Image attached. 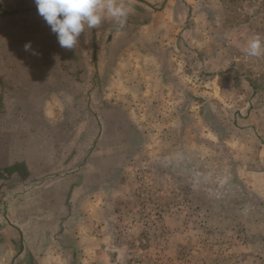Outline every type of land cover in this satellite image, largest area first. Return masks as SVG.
<instances>
[{
    "label": "rangeland",
    "instance_id": "1",
    "mask_svg": "<svg viewBox=\"0 0 264 264\" xmlns=\"http://www.w3.org/2000/svg\"><path fill=\"white\" fill-rule=\"evenodd\" d=\"M188 6L180 30L105 17L68 50L0 0V226L32 201L74 216L0 264H264V56L244 54L264 0Z\"/></svg>",
    "mask_w": 264,
    "mask_h": 264
},
{
    "label": "crops",
    "instance_id": "2",
    "mask_svg": "<svg viewBox=\"0 0 264 264\" xmlns=\"http://www.w3.org/2000/svg\"><path fill=\"white\" fill-rule=\"evenodd\" d=\"M127 3L132 5L134 11L132 12V16H128L127 25H132L133 28H160L163 31H168V29H182L185 26V22L188 19V15L190 13V8L188 6V0H125ZM131 1L133 3H131ZM140 4V5H137ZM184 17L182 20L181 17ZM162 17L163 19H160ZM178 30V31H179ZM175 32V31H174ZM177 34V32H176ZM177 37V36H176ZM176 37L170 39V42H176ZM6 41V40H4ZM161 41V40H159ZM1 44V41H0ZM5 44V42L3 43ZM2 53H0V61L3 62ZM22 72V71H21ZM7 69L5 67L0 68V75H6ZM18 73V72H17ZM17 77V74H15ZM6 77V76H5ZM15 91L18 90L17 85H12ZM10 90L12 88L8 86ZM3 157L4 161L6 158V154L0 151V158ZM23 184V183H22ZM33 185V183H31ZM16 185V184H15ZM16 188L19 186H15ZM11 195V201L21 204V198L18 197V194ZM13 196L14 199H13ZM30 199H28L29 201ZM48 202V199H46ZM24 203V202H23ZM30 207V211H25L23 207L18 208L16 205L9 207L6 209L7 214L4 218V223L0 226V249L4 251L13 252L14 254L19 251L20 241L25 244V242L31 241V236H41L44 234H48L46 229L49 228L50 225H54L57 229H53L50 231L51 235H55L60 231V225L62 221L66 219L72 220L74 216L71 214L66 215H53L49 221L43 223L38 220V218L34 217L32 212V206L34 201H32ZM25 205H28L26 202ZM67 205V204H66ZM68 206V205H67ZM66 216V217H65ZM78 218H81L78 214ZM86 234V232H82ZM18 241V242H17ZM19 243V245H18ZM68 245V244H67ZM70 247V245L68 246ZM22 249V248H21ZM20 257V256H19ZM16 258V259H19Z\"/></svg>",
    "mask_w": 264,
    "mask_h": 264
},
{
    "label": "clouds",
    "instance_id": "3",
    "mask_svg": "<svg viewBox=\"0 0 264 264\" xmlns=\"http://www.w3.org/2000/svg\"><path fill=\"white\" fill-rule=\"evenodd\" d=\"M38 15L50 27L57 37L61 48L72 50L78 45L79 37L85 29H97L105 17L115 21L123 28L128 16L134 11L125 0H33ZM25 51L31 44L24 45ZM35 54V53H33ZM246 58L264 56V40L259 35L253 36L244 49Z\"/></svg>",
    "mask_w": 264,
    "mask_h": 264
}]
</instances>
